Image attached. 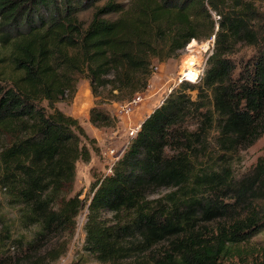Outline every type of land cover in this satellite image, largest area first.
I'll return each mask as SVG.
<instances>
[{"label":"trees","instance_id":"16d2710c","mask_svg":"<svg viewBox=\"0 0 264 264\" xmlns=\"http://www.w3.org/2000/svg\"><path fill=\"white\" fill-rule=\"evenodd\" d=\"M250 11L225 14L211 0H0V46L6 49L0 53V191L18 208L22 227H41L30 245L50 232H74L83 201L66 194L77 162L92 159L83 139L93 140L56 104L73 97L81 76L94 94L109 89L133 97L148 87L155 60L167 61L192 40L214 35L200 80L172 91L142 122L112 172L92 183L85 248L113 263L172 240L154 264H222L221 255L263 229L257 203L264 202V157L237 182L225 163L198 166L200 142L213 123L228 149L250 146L264 133V38L259 41ZM85 12H91L87 19ZM240 40L257 46L245 63L231 57ZM90 120L103 126L111 117L94 107ZM162 188L171 191L154 205L152 193ZM225 191L234 201L225 202ZM108 212L112 222L103 216ZM219 219L229 223L211 242L198 220ZM16 225L0 205L6 239ZM65 250L43 258L56 260ZM0 264L42 262L3 253Z\"/></svg>","mask_w":264,"mask_h":264},{"label":"rangeland","instance_id":"374dc122","mask_svg":"<svg viewBox=\"0 0 264 264\" xmlns=\"http://www.w3.org/2000/svg\"><path fill=\"white\" fill-rule=\"evenodd\" d=\"M119 2L128 3L129 0H118ZM218 10L225 14L233 15L234 12L242 10V8H250V15L253 17L252 26L258 35L259 41L264 38V0H211ZM213 19L219 21L221 18L217 11L211 9ZM87 19L91 16V12L82 13ZM219 27H216V31ZM195 41V42H194ZM234 41V38H233ZM216 42L214 35L210 39L192 40L185 49H183L176 57L170 58L164 62L154 61V72L148 83V87L133 97L122 98L117 95V91L109 89L100 90L95 93L92 91L90 80L81 76L78 80L77 89L73 97L58 102L56 105L64 113L79 120L86 133L92 139L89 142L83 139L92 152V159L89 162L79 160L76 165V178L73 188L66 194L67 198H71L77 194L83 201L82 208L76 217V226L72 234L67 231L60 234L50 232L43 236L37 244L30 245L36 239L37 233L41 230L39 225L31 227H22L20 224V213L18 208H13L7 204L9 195L4 190L0 191V205L4 207L5 213L9 217V221L17 223L14 227L12 240L6 239L5 232H1L0 228V257L1 254L12 257V260L24 259L25 257L41 258L42 264H154V259L170 248L172 240H165L152 246L151 251L135 254L134 256L120 262L104 263L95 255L89 252L86 246L87 232L85 225L87 222L88 205L91 198V185L97 179L110 174L111 167L115 162L114 155L121 152L130 142L129 134L131 129L141 127L142 122L157 107L162 105V99L166 97L167 87L173 86L177 89L176 82L179 74L184 68L190 70L189 79L195 80L199 74L200 80L203 74L208 57L212 54ZM194 43V44H193ZM193 44V45H192ZM5 48L0 46V53H6ZM231 55L237 63H245L254 53H257V46L244 40L237 42L232 48ZM239 65V64H238ZM194 68V69H192ZM2 78L0 77V80ZM184 81H189L185 79ZM191 82V81H190ZM165 84L164 86H162ZM173 90V91H174ZM143 95V101L133 109L130 115L122 114L120 108L132 101L136 96ZM193 98L197 97V92L192 93ZM209 105L211 102L208 103ZM48 112L51 109L46 101L42 103ZM96 107L100 111L107 113L111 120L109 125L95 126L91 118V110ZM200 155L198 158V166L217 163L218 166L225 165L232 167L231 173L234 174V181L237 182L247 175L251 174L257 165L259 159L264 157V133L250 146H234L228 149L223 146V140L217 128V123H213L209 131L208 137L200 142ZM198 147V146H196ZM108 149H113L111 153ZM201 164V165H200ZM171 189L162 188L152 193V200L165 201L166 195ZM232 192L225 191V202H232ZM257 205L260 208L261 216L264 218V202L259 201ZM235 215V214H234ZM110 222L115 219L113 213L103 214ZM224 223H229L228 219H219L212 222L198 220L197 229L207 234L209 240L214 242V235L217 228ZM257 234L241 243L232 246V251L225 255H221L219 262L222 264H264V227ZM66 248L65 252L56 260L51 258H43L50 250Z\"/></svg>","mask_w":264,"mask_h":264},{"label":"built area","instance_id":"2783aa9c","mask_svg":"<svg viewBox=\"0 0 264 264\" xmlns=\"http://www.w3.org/2000/svg\"><path fill=\"white\" fill-rule=\"evenodd\" d=\"M188 69H189L188 67H187V68H184V70H183L184 73H182V71L180 72V74H179V79H178V81L176 82V86L180 85L185 79H187V80H189V81H191V82H197V80L199 79V74L196 76L195 80L189 79L188 77H186V74H187L188 72H190V70H188ZM192 69H194V68H192ZM173 90H174V88H173L172 85H171L170 87H167V90H166V97H164V98L162 99V104L165 102V100L168 98V96L172 93ZM143 99H144V96H143V95H138V96H136V97H135L132 101H130L129 103H127V104H125V105H122L121 108H120V112H121L122 114L130 115L131 112L133 111V109H134L135 107H137V105L140 104V103L143 101ZM140 128H141V127L139 126V127H135V128H133V129H131L130 134H129V138L131 139L130 142L132 141V139H133L134 137L137 136L138 131L140 130ZM130 142H128V144L126 145V147L123 148V149L121 150L120 153L114 155L113 159H114L115 162L113 163V165H112V167H111V171H112V168H113V166L115 165V163L120 159V157H121V156L123 155V153L125 152L126 148L129 146ZM109 151H110L111 153H114V150H113V149H108V153H109Z\"/></svg>","mask_w":264,"mask_h":264},{"label":"bare ground","instance_id":"6f19581e","mask_svg":"<svg viewBox=\"0 0 264 264\" xmlns=\"http://www.w3.org/2000/svg\"><path fill=\"white\" fill-rule=\"evenodd\" d=\"M189 73H190V72H188V73L186 74V77H188V76H189Z\"/></svg>","mask_w":264,"mask_h":264},{"label":"crops","instance_id":"0c3cea01","mask_svg":"<svg viewBox=\"0 0 264 264\" xmlns=\"http://www.w3.org/2000/svg\"><path fill=\"white\" fill-rule=\"evenodd\" d=\"M165 84H163L162 86H164Z\"/></svg>","mask_w":264,"mask_h":264},{"label":"clouds","instance_id":"9594fccd","mask_svg":"<svg viewBox=\"0 0 264 264\" xmlns=\"http://www.w3.org/2000/svg\"><path fill=\"white\" fill-rule=\"evenodd\" d=\"M193 83H195V82H193Z\"/></svg>","mask_w":264,"mask_h":264}]
</instances>
